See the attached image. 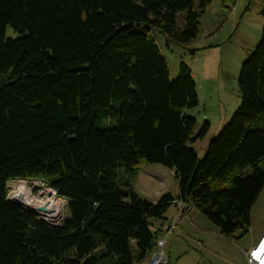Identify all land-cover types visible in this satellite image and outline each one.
<instances>
[{"label":"trees","instance_id":"16d2710c","mask_svg":"<svg viewBox=\"0 0 264 264\" xmlns=\"http://www.w3.org/2000/svg\"><path fill=\"white\" fill-rule=\"evenodd\" d=\"M213 1L0 0V264H143L165 233L153 222L180 203L230 241L249 233L264 191V22L240 71L241 105L203 160L191 144L210 124L196 133L187 116L192 71L182 62L172 81L155 38L192 44ZM150 164L175 171L178 196H138ZM21 179L70 200L62 225L8 201Z\"/></svg>","mask_w":264,"mask_h":264},{"label":"rangeland","instance_id":"374dc122","mask_svg":"<svg viewBox=\"0 0 264 264\" xmlns=\"http://www.w3.org/2000/svg\"><path fill=\"white\" fill-rule=\"evenodd\" d=\"M194 5L199 10L200 0H194ZM263 9L264 0H214L201 16V34L192 44H171L168 47L164 37L155 34L167 60L171 80L179 77L182 62L192 71L197 86L198 106L187 109V116L196 120V133L206 123L210 124L206 135L191 144L200 160L205 158L210 142L219 137L241 105L238 79L243 63L261 41ZM186 15L183 12L178 16L180 28L185 26ZM8 35L16 37L12 29H8ZM117 177L119 184L124 182L122 171L117 173ZM13 181L16 180L8 182V188ZM16 188L9 189V193ZM134 188L139 197L157 204L162 195L176 193L178 183L172 169L150 164L141 169ZM152 230L157 229L153 227ZM169 240H172L173 247L168 250L169 260L165 264H215L213 255L202 252L197 242L191 243L189 248L187 242L175 234ZM131 245L135 249L134 241ZM148 261L145 259L143 264H148Z\"/></svg>","mask_w":264,"mask_h":264},{"label":"crops","instance_id":"0c3cea01","mask_svg":"<svg viewBox=\"0 0 264 264\" xmlns=\"http://www.w3.org/2000/svg\"><path fill=\"white\" fill-rule=\"evenodd\" d=\"M173 173L175 174L174 170ZM173 195L178 196L179 189ZM181 210V204L170 207L165 219L154 221L153 227L166 229L170 220L176 217ZM183 213L181 224L175 228L174 234L177 238L186 241L189 248L191 243L197 242L202 252L213 255L215 264H248L246 253L264 236V191L260 193L252 208L249 233L237 241H230L223 237L220 230L201 212L189 209ZM169 239L166 246L167 253L173 247L172 240Z\"/></svg>","mask_w":264,"mask_h":264},{"label":"built area","instance_id":"2783aa9c","mask_svg":"<svg viewBox=\"0 0 264 264\" xmlns=\"http://www.w3.org/2000/svg\"><path fill=\"white\" fill-rule=\"evenodd\" d=\"M14 187L17 188L9 193V189L13 190ZM7 199L51 227H59L68 217L70 200L40 179L13 181L9 184ZM181 209L178 215L170 220L168 227L164 229L165 233L154 241L155 250L150 254L148 264L168 262L167 241L173 236L175 228L181 224L183 211L190 208L181 204ZM246 257L248 264H264V236L246 253Z\"/></svg>","mask_w":264,"mask_h":264}]
</instances>
